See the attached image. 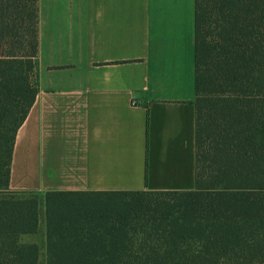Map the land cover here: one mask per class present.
I'll return each mask as SVG.
<instances>
[{
	"label": "trees",
	"instance_id": "16d2710c",
	"mask_svg": "<svg viewBox=\"0 0 264 264\" xmlns=\"http://www.w3.org/2000/svg\"><path fill=\"white\" fill-rule=\"evenodd\" d=\"M38 55L39 0H0V264H264V0H195V189L47 192L44 254L10 187Z\"/></svg>",
	"mask_w": 264,
	"mask_h": 264
},
{
	"label": "crops",
	"instance_id": "0c3cea01",
	"mask_svg": "<svg viewBox=\"0 0 264 264\" xmlns=\"http://www.w3.org/2000/svg\"><path fill=\"white\" fill-rule=\"evenodd\" d=\"M36 79L11 189H195V0H39Z\"/></svg>",
	"mask_w": 264,
	"mask_h": 264
},
{
	"label": "rangeland",
	"instance_id": "374dc122",
	"mask_svg": "<svg viewBox=\"0 0 264 264\" xmlns=\"http://www.w3.org/2000/svg\"><path fill=\"white\" fill-rule=\"evenodd\" d=\"M42 198V202L40 204V224L38 231L33 234H28L23 237V241L25 242H36L41 246L42 253L45 252V244H46V205H45V195L39 193ZM44 255L42 256L43 259Z\"/></svg>",
	"mask_w": 264,
	"mask_h": 264
}]
</instances>
